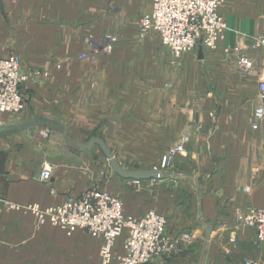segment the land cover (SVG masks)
Segmentation results:
<instances>
[{"label":"crops","instance_id":"1","mask_svg":"<svg viewBox=\"0 0 264 264\" xmlns=\"http://www.w3.org/2000/svg\"><path fill=\"white\" fill-rule=\"evenodd\" d=\"M222 2L221 13L231 29L264 37V0ZM153 3L154 0H0V58L19 51L25 70L41 67L48 74L23 88L27 105L20 115L0 118V125L7 129L0 136V264L100 263V238L83 231L69 236L51 224L40 226L31 214L8 212L5 203L50 207L89 188L84 169L91 153L77 152L71 145L88 142L100 123L92 109L97 102L87 83L88 74L76 67L82 42L87 34L97 36L98 17L102 21L110 19L112 26L120 28L111 59L121 61L120 66L108 68L110 75L120 68L122 75L129 76L121 79L128 82L127 89L137 80L130 76L141 74L133 62L138 66L152 59L151 70L158 72L159 59L167 57L170 61L172 56L157 33L142 36L139 30L141 18L152 11ZM19 27L55 28V49L49 50L48 37L37 38L35 34L23 35L18 41L15 30ZM234 38L233 33L227 34L215 54L217 60L224 58L222 49L232 45ZM247 46H251L249 41ZM248 50L259 60L257 75L221 65L215 68L220 74L216 83H201L194 89L198 92L194 122L185 118L186 123L192 122L191 145L184 156L188 161L179 167L172 165L168 176L158 180L151 204H158L166 214L168 235L183 245L184 252L177 258H158L156 264H245L247 259L264 264V247L256 249L255 232L235 226L234 218L236 208L264 209V122L253 129L257 123L254 112L258 84L264 80V50ZM164 121L159 117L156 123L164 126ZM49 124H56L58 131L51 141H46L38 132L49 130ZM104 140L113 148L107 136ZM43 160L56 167L49 185L39 179V162ZM124 181L126 186L132 185ZM165 188L170 192L165 193ZM126 192L128 204L130 194ZM139 192H131L129 209L134 215L142 214L135 205L143 202ZM222 224L228 227L224 229ZM181 234L192 237L189 244Z\"/></svg>","mask_w":264,"mask_h":264},{"label":"rangeland","instance_id":"2","mask_svg":"<svg viewBox=\"0 0 264 264\" xmlns=\"http://www.w3.org/2000/svg\"><path fill=\"white\" fill-rule=\"evenodd\" d=\"M220 1L222 7L223 2L222 0ZM108 4L112 9L113 7L110 1ZM221 7L219 12L222 15ZM82 22H84V19ZM118 26H112V21L110 19L102 21L98 17L97 26L95 28L97 36L94 37L87 34L88 36H86L82 42V50L80 51L79 59L76 60L78 61L76 67H79L82 72L88 74L87 83H90L92 95L94 94L96 96L97 104L95 108L92 109L93 113L97 115V122L100 121V123L96 129L92 131L90 138L99 137L104 140L105 136H107L113 148L107 146L116 156L117 161L126 169H157L164 175L168 176L169 168L172 165L179 167V164L183 165L185 161H188V156L187 158L184 156L186 153L185 151L188 150L191 145L190 141L192 137L190 129L191 123L194 122L195 99H197L198 93L194 89L198 88V85L200 86L201 83L208 85L216 83L220 77V74L215 71V68L218 66L223 65L225 67L238 68L237 62L239 57L233 53H226L227 49L232 50V48H234L237 40L234 38V43L232 45L225 46L222 49L224 56L222 60H217L215 54L221 49L220 47L223 41L219 43L216 50H207L203 48V60H199V47L196 50L183 55L176 63L173 58L169 61L167 57H161L159 59L160 70L158 72L156 70H151L152 59H145L143 64H138V66L136 62H133L132 66H134L135 69L139 67L141 74L130 76V78L133 79L135 77L137 80L130 83L126 89L125 87L128 82L122 81L121 79L128 78L129 76L126 74L122 75L120 68H118L116 73L114 72L111 75L108 70V68L112 66H120L121 61L118 59L116 60L115 58L111 59V53L113 51L107 52L105 50V42L108 37L116 36L118 38L120 31ZM15 32V38L17 39L18 37V41H20L23 35L31 37L35 34L37 38L43 36L48 37L47 41L50 46L49 50L55 49L53 47L52 39V34L56 32L55 28L19 27L16 28ZM149 34H147V36ZM248 41L251 43L250 47L247 46ZM44 42L45 41H41L43 44ZM250 48L258 53L264 50V48H254L252 40L246 38L244 49L241 53L251 58L258 59L257 56L250 55L248 50ZM114 49L115 48H113V50ZM11 56H17L22 59L19 51L13 52L11 55L7 56V58ZM58 64L62 65L61 63ZM151 71H153V73H151ZM25 72H37L38 75L32 77L31 81L26 83L23 88H25L27 84L34 81L37 82L40 78L48 75L41 67H33L29 70H25ZM130 87L132 89H129ZM212 87L213 86L210 88ZM23 88L22 95L26 106L27 100L25 99ZM214 92H211L212 96ZM25 106L23 111L25 110ZM170 107L172 108L169 109ZM23 111L18 114H3L0 115V118L15 117L20 115ZM106 114L110 115L106 116ZM159 117L165 120L164 126L163 124L158 126L156 123V120H158ZM186 117L191 119L192 122L190 123L188 121L186 123ZM212 117V119H215V114ZM168 119H170L169 122ZM49 126L51 130H39L38 132V136L46 141H51L52 135L55 134L54 132L58 131L56 124H49ZM4 127L5 126L0 125V136H4V133L7 130ZM183 139H186L184 152L177 153L176 155L169 154L174 146ZM75 151L81 153L80 150ZM90 153L91 155L88 157L89 160L86 163V169H84L85 166L81 167V169L79 168L81 171L82 169L86 171L84 172L87 174L85 175V179L88 180L89 185L87 190L96 188L101 191L109 192L120 198L123 202L125 213L130 216L141 218L146 213L154 211L167 219L165 216L166 214L159 209L158 204L157 207H154V205L151 206V204H153V193H155V190L158 188L160 181L151 180L144 184H137L130 181L132 182V185L126 186V182L113 173L109 160L99 147L96 150H92ZM169 161H171V163ZM39 163L41 166L39 173H41L45 165H48L53 168L54 178L56 169L54 164L47 162L46 160L40 161ZM163 184L167 183L165 182ZM144 186L146 188H144ZM165 189H167L165 190V193H168L167 191L170 192L171 190L169 188ZM123 190L125 191L124 195L122 193ZM126 191L130 194L128 204L125 199ZM135 191H140L141 193L139 192L138 194L143 197V202H140L139 204L135 202L136 206L139 205V211L142 210L141 215H134L129 209L131 206V192L133 193ZM167 207L169 208V206ZM6 210L11 212L7 207ZM124 244L125 238L118 239L117 245L115 246V253L121 255L123 253Z\"/></svg>","mask_w":264,"mask_h":264},{"label":"built area","instance_id":"3","mask_svg":"<svg viewBox=\"0 0 264 264\" xmlns=\"http://www.w3.org/2000/svg\"><path fill=\"white\" fill-rule=\"evenodd\" d=\"M220 0H154L153 9L140 22L143 36L155 32L168 49L174 62L201 44L207 50H216L228 33H233L236 45L226 53L238 56V69L248 75H257L259 60L243 55L246 38H250L256 49L264 48L263 36H249L228 27L220 14ZM116 36L108 37L105 50L113 51ZM35 73V74H34ZM37 72H25L22 59L17 56L0 58V113L18 114L24 109L23 86L37 76ZM258 105L254 116L257 130L264 122V80L258 84ZM186 139L180 140L169 154L184 152ZM171 163V161H169ZM169 163V164H170ZM166 164V161H165ZM171 165V164H170ZM53 178V168L45 165L40 173V181L49 184ZM140 184L141 182L133 181ZM248 191V188L245 189ZM10 211H20L33 215L40 226L51 224L71 236L78 231L101 238L100 264H156L158 258H177L184 252L183 245L167 233V219L150 211L137 218L125 213L120 198L109 192L91 188L79 196H71L57 206L42 207L40 204L27 206L11 202L5 203ZM235 226H242L255 232L254 245L264 247V209L248 206L234 210ZM226 229L227 224H222ZM120 238H125L123 253H115ZM181 239L189 244L192 237L181 234ZM245 264H256L251 259Z\"/></svg>","mask_w":264,"mask_h":264},{"label":"water","instance_id":"4","mask_svg":"<svg viewBox=\"0 0 264 264\" xmlns=\"http://www.w3.org/2000/svg\"><path fill=\"white\" fill-rule=\"evenodd\" d=\"M204 59L203 47L199 46V60ZM72 146H75L81 152H91L95 147H99L106 158L109 160L111 169L114 174L122 178L123 180L136 181V182H144L151 180H163L167 176L157 169H137V170H129L124 168L116 159V156L113 154L111 149L107 146L106 142L99 137H92L86 143L76 141ZM209 232V231H208Z\"/></svg>","mask_w":264,"mask_h":264},{"label":"bare ground","instance_id":"5","mask_svg":"<svg viewBox=\"0 0 264 264\" xmlns=\"http://www.w3.org/2000/svg\"><path fill=\"white\" fill-rule=\"evenodd\" d=\"M101 248V247H100ZM99 256H100V252H99Z\"/></svg>","mask_w":264,"mask_h":264}]
</instances>
